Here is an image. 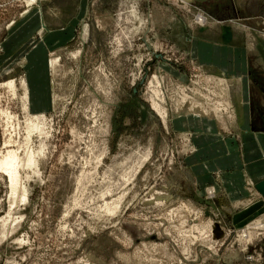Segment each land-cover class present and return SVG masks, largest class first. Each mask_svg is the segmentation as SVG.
Here are the masks:
<instances>
[{
	"label": "rangeland",
	"instance_id": "rangeland-1",
	"mask_svg": "<svg viewBox=\"0 0 264 264\" xmlns=\"http://www.w3.org/2000/svg\"><path fill=\"white\" fill-rule=\"evenodd\" d=\"M239 54L264 87V0H0V264H264Z\"/></svg>",
	"mask_w": 264,
	"mask_h": 264
},
{
	"label": "crops",
	"instance_id": "crops-1",
	"mask_svg": "<svg viewBox=\"0 0 264 264\" xmlns=\"http://www.w3.org/2000/svg\"><path fill=\"white\" fill-rule=\"evenodd\" d=\"M43 25L44 23H40V27ZM60 30L61 29H59V31ZM36 52L37 51H34L33 53L37 54ZM236 61L238 71L243 73V69L245 68V74L248 75L249 60L246 59V63L245 56L242 57L241 54H239L236 57ZM38 70L39 71H31V76L34 74L38 76L35 75L34 77L28 78L31 79V82H33L31 85L28 80L30 91L33 87L34 89H43V94L47 95V88L49 84L46 77L47 67H42V65H40ZM44 79L47 84H44ZM249 81V105L245 102L246 99L243 88L239 89L240 95L237 94L235 96L233 102V104H235L234 110L236 112L235 123L233 124L235 127L234 129H231L230 132L228 129L226 130L225 134L228 140L223 143L222 157L232 158L230 166H236L237 170L235 169V172H237L236 174L239 175L240 179L241 176H244L250 183L255 182V184H259L264 182V87H251L250 76ZM241 83L243 84V82ZM45 98L46 97H44V99ZM35 104L36 107L39 108L37 105H40L41 102H35ZM215 127H217V125L213 123L211 127L212 131Z\"/></svg>",
	"mask_w": 264,
	"mask_h": 264
},
{
	"label": "bare ground",
	"instance_id": "bare-ground-1",
	"mask_svg": "<svg viewBox=\"0 0 264 264\" xmlns=\"http://www.w3.org/2000/svg\"><path fill=\"white\" fill-rule=\"evenodd\" d=\"M6 158L0 162V169L3 170L10 179V184L12 185V190H18V182L20 178V173L18 169V157L14 153L10 152L6 154ZM31 157V156H30ZM35 160H29L27 166L30 167L35 164ZM20 168V167H19ZM23 198L26 200V191L23 192Z\"/></svg>",
	"mask_w": 264,
	"mask_h": 264
},
{
	"label": "water",
	"instance_id": "water-1",
	"mask_svg": "<svg viewBox=\"0 0 264 264\" xmlns=\"http://www.w3.org/2000/svg\"><path fill=\"white\" fill-rule=\"evenodd\" d=\"M256 189L262 194V196L264 197V182H261L259 184L256 185Z\"/></svg>",
	"mask_w": 264,
	"mask_h": 264
}]
</instances>
